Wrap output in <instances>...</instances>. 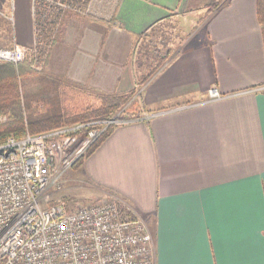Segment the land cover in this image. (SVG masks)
Here are the masks:
<instances>
[{"label":"crops","instance_id":"obj_1","mask_svg":"<svg viewBox=\"0 0 264 264\" xmlns=\"http://www.w3.org/2000/svg\"><path fill=\"white\" fill-rule=\"evenodd\" d=\"M23 1L22 38L8 23L13 15L0 12L2 48L35 43L31 0ZM256 8V0H95L92 15L65 17L46 61L73 83L137 89L141 116L115 126L83 169L95 192L121 197L143 217L155 264H264V40ZM167 29H178L179 40L140 84L133 50ZM211 88L222 98L210 100Z\"/></svg>","mask_w":264,"mask_h":264},{"label":"built area","instance_id":"obj_2","mask_svg":"<svg viewBox=\"0 0 264 264\" xmlns=\"http://www.w3.org/2000/svg\"><path fill=\"white\" fill-rule=\"evenodd\" d=\"M94 1L31 0L34 45L0 48V61L17 64L35 55L38 23L49 13L92 15ZM208 98L222 95L211 88ZM124 122L129 120L79 122L0 144V264H155L145 220L121 197L76 208L51 197L88 147L110 125Z\"/></svg>","mask_w":264,"mask_h":264},{"label":"trees","instance_id":"obj_3","mask_svg":"<svg viewBox=\"0 0 264 264\" xmlns=\"http://www.w3.org/2000/svg\"><path fill=\"white\" fill-rule=\"evenodd\" d=\"M257 1V16L264 40V0ZM42 7V5H41ZM44 8V7H43ZM43 11L42 8L39 9ZM71 12L49 13L38 23V50L17 64L0 61V144L8 138L22 139L27 134L36 135L55 128L79 122L110 119L128 102L134 90L125 93L95 92L98 104L69 106L66 104L68 90L86 89L45 68L50 51L60 37L63 20ZM39 22V19H38ZM43 61L40 69L35 66ZM155 66L154 71L160 66ZM141 84V82H140ZM85 90V91H83ZM117 125H110L72 166V171L85 175V159L95 151ZM111 195V193H109ZM67 201V198H63Z\"/></svg>","mask_w":264,"mask_h":264},{"label":"rangeland","instance_id":"obj_4","mask_svg":"<svg viewBox=\"0 0 264 264\" xmlns=\"http://www.w3.org/2000/svg\"><path fill=\"white\" fill-rule=\"evenodd\" d=\"M11 1L12 0H8V3L6 4L7 8L4 7V5L3 7L0 5V12L7 14L9 17L13 15L14 21L12 22L11 20H9L11 23L10 22L8 23L11 27L13 26L12 29L18 31L20 36L19 38H22V36H24V34H22V29H24V26L29 16L27 7L23 0H14L15 8L11 10ZM78 16H86V15H78ZM169 25L172 26L171 28H174L175 23H171ZM178 40H179L178 29H176L175 31L169 29L167 33L162 35L154 34L153 37L149 38L147 43L145 44L142 43L141 45L135 46L132 55L134 61L133 60L132 61L134 64L133 66L136 67V70L139 72V76H138L139 83L144 82L145 81L144 78L146 79V76L150 77V75L153 74L152 72H154L155 66L158 65L157 62L158 59L160 61V59L164 57V55L166 54V50H168L169 47L172 46L174 47V45L177 44ZM12 45L13 43L9 46ZM9 46L3 47V49L10 48ZM24 47H28V46H24ZM76 84L81 85V87L85 88L86 92L83 93L80 90H75V91L73 90L71 91L70 89L68 90L70 94L67 97L66 104L72 107L84 106L87 103L96 106L98 104V102L94 100L96 91L103 93L113 92V91L108 92L101 89H97L86 84H81V83H76ZM136 90L137 89L135 88L134 94L131 95L130 99L124 105V107L116 114H114L112 117H117L120 120H124V121H128V120L131 121L133 119L137 120L141 116L139 114L142 113L144 109H142L139 103L140 100L138 99ZM129 91L130 90L125 92H129ZM125 92H117V93H125ZM60 186L61 187L59 191H55V192L52 191L51 197L53 200L67 198V201H65L64 199L63 200L70 208L85 206L94 202L101 201L103 199L102 197L103 195L94 191V189L88 183L85 175H83L80 172V170L72 171V169H70L66 173Z\"/></svg>","mask_w":264,"mask_h":264}]
</instances>
